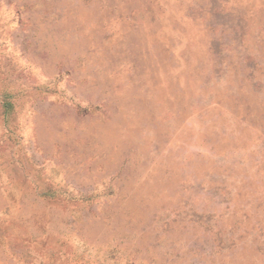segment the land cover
I'll return each mask as SVG.
<instances>
[{
    "label": "rangeland",
    "instance_id": "rangeland-1",
    "mask_svg": "<svg viewBox=\"0 0 264 264\" xmlns=\"http://www.w3.org/2000/svg\"><path fill=\"white\" fill-rule=\"evenodd\" d=\"M0 264H264V0H0Z\"/></svg>",
    "mask_w": 264,
    "mask_h": 264
}]
</instances>
